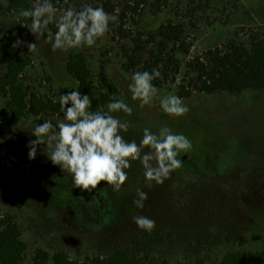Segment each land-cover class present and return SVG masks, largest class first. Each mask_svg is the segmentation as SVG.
I'll return each instance as SVG.
<instances>
[{"label": "rangeland", "instance_id": "374dc122", "mask_svg": "<svg viewBox=\"0 0 264 264\" xmlns=\"http://www.w3.org/2000/svg\"><path fill=\"white\" fill-rule=\"evenodd\" d=\"M54 1H64L66 6L56 10L57 20L69 8L79 11L89 5L103 8L118 20L110 22L105 36L91 47L53 51L51 26L55 21L37 39L7 12L9 0H0L2 67L7 66L2 38L13 35L22 42V54L32 59L26 83L40 96L59 100L62 90L67 94L78 91V82L68 73L67 63L71 55L84 53L93 76L97 78L103 69L119 88L121 100L133 109L130 116L122 111L110 113L129 123L128 131L120 133L126 141L139 144L145 128L158 134L162 127H168L174 134L187 137L192 148L178 157L183 160L182 167L163 184L153 182L149 188L137 160L126 169L128 179L120 191L105 182L92 192L82 191L74 188L69 173L51 162L46 145L37 147L35 159L28 157L29 141L36 139L32 129L46 120L53 124L63 120V113L16 122L4 110L0 98L4 127L0 141V219L10 215L22 229V239L28 246L22 264H32L34 251L39 248L51 256L65 251L78 261L108 254L120 246H130L134 251L142 234L147 233L133 223L132 217L137 215L155 221L151 234L161 231L164 235L159 250L140 254L147 256L145 264L180 261L196 231L204 226L213 229L209 225L214 222H236L245 243L240 247L223 243L209 247L202 254L207 264H219L229 251H239L249 261L257 257L264 247V93L195 94L182 100L189 111L179 117L166 114L160 100L177 94L188 62L209 50L225 49L231 42L246 44L251 31L264 37V0H164L160 7L155 5L156 0H138L137 15L125 12L137 0ZM170 23L184 26L187 53L161 36L155 43L150 41ZM120 27L130 33L129 38L120 36ZM137 41L142 50H138ZM29 43H36L35 52H29ZM161 46L178 62L180 71L171 70L167 90L159 91L141 107L129 89L134 73L124 70L126 56L138 57V67H142L150 52ZM137 188L147 193L143 209L133 204Z\"/></svg>", "mask_w": 264, "mask_h": 264}, {"label": "trees", "instance_id": "16d2710c", "mask_svg": "<svg viewBox=\"0 0 264 264\" xmlns=\"http://www.w3.org/2000/svg\"><path fill=\"white\" fill-rule=\"evenodd\" d=\"M164 0H156L155 5L161 6ZM56 10H63L64 1L50 0ZM36 0H9L7 12L22 23L26 28L31 24V18L19 15L20 11L31 10ZM140 2L137 0L126 11L137 15ZM3 8L0 6V13ZM124 17V15H122ZM52 33L58 31L57 25H52ZM122 38H129L130 33H124L119 28ZM185 28L182 24H168L163 27L159 35L151 37L155 43L160 36L167 41L179 46L183 53L188 52L185 44ZM246 44L231 42L225 49L209 50L202 56L188 62L186 66L185 80L179 85L176 96L182 100L190 99L195 94L217 95L229 94L239 96L247 91L264 93V37L251 33ZM18 38L13 35H5L2 38L1 49L7 57V66L0 64V98L4 101V110L11 113L16 122L41 117H59L62 111L59 100L49 96H40L31 85L25 81L28 70L32 67V59L22 54ZM165 46V45H164ZM161 46L151 51L148 60L142 67H138L139 58L135 55H127V65L124 70L127 73H136L158 70L160 76L152 81L159 91L167 90L169 72L180 71L178 62L167 52L166 47ZM138 50H142L137 41ZM68 73L78 82V91L81 95L87 94L91 100L89 111L105 112L107 104L121 100V92L117 85L110 80L103 69L97 78L92 74L84 53L71 55L67 63ZM106 90V91H105ZM66 90L60 92L66 95ZM59 96V97H60ZM59 99V98H58ZM67 105L66 107H68ZM4 127L0 122V141L3 139ZM224 221V220H223ZM221 221V222H223ZM197 230L193 240L185 246L180 261L174 264H207L203 253L211 246L219 244H233L242 246L245 243L243 230L236 222H214ZM161 231L151 234H142L134 251L130 246H120L105 255L86 257L82 261L73 260L65 251H57L52 256L46 250L39 248L34 251L32 264H145L147 256L142 253H151L159 250L164 244V235ZM191 237V239H192ZM28 246L22 239V229L15 219L10 216H2L0 219V264H22ZM141 254V255H140ZM159 264H172L168 261ZM219 264H264V247L252 260H247L239 251H229L224 255Z\"/></svg>", "mask_w": 264, "mask_h": 264}, {"label": "clouds", "instance_id": "9594fccd", "mask_svg": "<svg viewBox=\"0 0 264 264\" xmlns=\"http://www.w3.org/2000/svg\"><path fill=\"white\" fill-rule=\"evenodd\" d=\"M19 15L31 18L28 26L37 39L42 37L47 26L56 22L58 31L55 33L52 50L67 51L72 48L93 46L97 39L102 38L109 30V23L118 17L107 13L101 7L85 6L77 11L67 9L56 19V9L50 0H36L31 10H21ZM52 40V36H48ZM22 43L17 41V45ZM29 52L36 51V43L27 44ZM160 76L158 70L136 72L129 85L133 100L140 101L141 107L149 104L158 94L159 89L152 84ZM106 91V90H105ZM91 100L87 94L72 91L59 97V105L64 119L55 124L46 120L32 129L35 140L29 141V159H35L37 147L46 145L47 155L51 162L61 167L62 171L72 176L74 188L92 192L101 182L120 191L128 179L126 169L131 161H140L144 169V177L149 188L155 184H163L171 173L182 167V154L192 148L191 141L182 134H174L168 127H162L158 134L150 129L143 130L140 143L126 141L120 134L127 132L130 125L121 122L110 113L124 112L132 114V107L123 100L107 104V112H92ZM71 104L70 107H66ZM160 107L170 116H183L189 109L182 99L170 95L160 100ZM46 138V139H45ZM145 148L150 151L144 152ZM137 199L133 204L143 209L147 193L136 189ZM133 223L141 230L152 232L155 221L147 216L132 217Z\"/></svg>", "mask_w": 264, "mask_h": 264}]
</instances>
